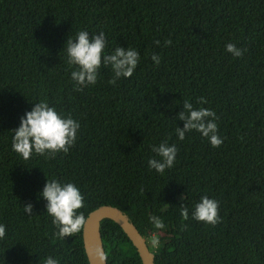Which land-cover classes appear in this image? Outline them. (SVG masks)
Masks as SVG:
<instances>
[{
    "label": "trees",
    "instance_id": "obj_1",
    "mask_svg": "<svg viewBox=\"0 0 264 264\" xmlns=\"http://www.w3.org/2000/svg\"><path fill=\"white\" fill-rule=\"evenodd\" d=\"M79 30L103 31L109 52L135 49L132 76L109 84L113 74L102 66L94 85L76 91L63 47ZM228 42L239 58L225 51ZM42 99L79 121L77 139L67 153L23 160L11 150V131ZM184 100L215 112L219 147L195 130L177 139ZM162 141L177 155L157 173L147 160ZM52 178L80 190L85 219L108 205L145 240L155 232L154 264H264V0H0V264L48 256L88 264L82 229L53 235L39 198ZM202 195L218 201L215 225L191 218ZM153 215L164 230L153 228ZM100 234L106 264H141L113 221H101Z\"/></svg>",
    "mask_w": 264,
    "mask_h": 264
},
{
    "label": "clouds",
    "instance_id": "obj_2",
    "mask_svg": "<svg viewBox=\"0 0 264 264\" xmlns=\"http://www.w3.org/2000/svg\"><path fill=\"white\" fill-rule=\"evenodd\" d=\"M106 39L103 31L91 34L86 30H79L74 39L68 38L63 50L67 56L70 67L75 66L70 72V79L74 81L75 90L79 91L85 86L94 85L97 81L100 68H110L113 78L109 84L116 80L129 78L137 67L139 54L133 48L116 47L111 52L106 50ZM159 46L160 41H154ZM170 41L165 40L167 46ZM225 51L235 58L242 55V50L235 44H225ZM151 60L154 66H158L161 57L152 54ZM200 104L206 103L203 98ZM182 110L176 115V120L183 122V127H176L175 134L178 140H183L185 133L195 130L201 137L206 138L212 147H219L222 138L218 135L216 114L208 108H194L188 100H184ZM80 128L78 120L70 115H62L54 106L42 99L32 104L19 118L18 126L12 130L11 150L23 160H28L32 155L52 156L57 153H67L77 139ZM151 151L156 158L147 160V167L157 173H163L165 169L172 168L177 148L175 144L162 141L153 145ZM39 198L44 203V209L51 217V223L55 229L53 235L59 239L71 237L80 232L85 224V217L77 211L83 207V197L80 190L71 182H61L56 178L46 179L39 192ZM25 215H31L33 206L27 203L23 206ZM180 215L187 218L189 209L183 204L179 208ZM191 218L197 222L215 225L219 221L218 201L202 195L191 209ZM149 220L153 228L164 230L165 224L158 216H150ZM5 234L4 225L0 224V237ZM151 247L155 250L160 246V240L155 232L148 237ZM146 241V240H145ZM43 264H60L57 258L48 256Z\"/></svg>",
    "mask_w": 264,
    "mask_h": 264
},
{
    "label": "water",
    "instance_id": "obj_3",
    "mask_svg": "<svg viewBox=\"0 0 264 264\" xmlns=\"http://www.w3.org/2000/svg\"><path fill=\"white\" fill-rule=\"evenodd\" d=\"M108 219L120 227L135 248L141 264H154V254L149 250L145 239L139 234L128 217L112 206H100L91 211L82 227L81 238L88 264H106L100 234L101 221Z\"/></svg>",
    "mask_w": 264,
    "mask_h": 264
},
{
    "label": "rangeland",
    "instance_id": "obj_4",
    "mask_svg": "<svg viewBox=\"0 0 264 264\" xmlns=\"http://www.w3.org/2000/svg\"><path fill=\"white\" fill-rule=\"evenodd\" d=\"M146 243H147L148 247H151V244H150V242H149V239L146 240Z\"/></svg>",
    "mask_w": 264,
    "mask_h": 264
}]
</instances>
